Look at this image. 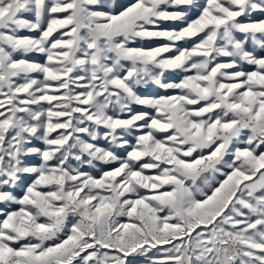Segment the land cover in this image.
<instances>
[{"label":"snow or ice","instance_id":"snow-or-ice-1","mask_svg":"<svg viewBox=\"0 0 264 264\" xmlns=\"http://www.w3.org/2000/svg\"><path fill=\"white\" fill-rule=\"evenodd\" d=\"M138 261L264 264V0H0V264Z\"/></svg>","mask_w":264,"mask_h":264},{"label":"rangeland","instance_id":"rangeland-1","mask_svg":"<svg viewBox=\"0 0 264 264\" xmlns=\"http://www.w3.org/2000/svg\"><path fill=\"white\" fill-rule=\"evenodd\" d=\"M31 58V57H30ZM169 78H176V77H172V76H170ZM143 91H145V92H150L151 90L150 89H146V90H143ZM101 143H103L102 141H101ZM143 258H141V260H142ZM137 264H140V261H138L137 262Z\"/></svg>","mask_w":264,"mask_h":264}]
</instances>
